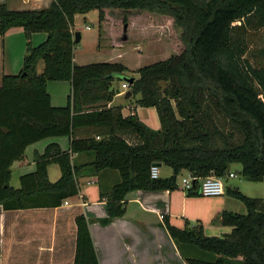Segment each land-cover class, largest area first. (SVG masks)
Here are the masks:
<instances>
[{"label":"trees","instance_id":"1","mask_svg":"<svg viewBox=\"0 0 264 264\" xmlns=\"http://www.w3.org/2000/svg\"><path fill=\"white\" fill-rule=\"evenodd\" d=\"M92 10L98 11L99 46L108 51L102 61L74 53L75 15ZM136 24L140 33L149 32L133 39L129 28ZM14 26L24 30L26 50L18 74L0 75V204L5 210L56 207L77 195L81 166L73 156L82 153L92 154L93 173L114 169L119 174L108 191H100L107 211L99 219L103 225L124 214L127 192L176 189L182 170L197 179L224 176L236 163L245 180L264 181V67L245 57L248 44L240 35L264 27V0H52L46 8L25 10L0 3V39ZM176 29L178 42L172 37ZM34 32L47 36L32 46ZM134 50L158 54L159 60L131 68L123 59ZM128 72L138 75L128 87L129 98L138 95L137 105L155 108L158 129L136 113L124 116L121 106H108L119 92L112 82ZM52 80L71 85L64 106L51 104L46 85ZM49 136H68L69 150L48 144L34 154V170L12 187L11 164L27 145ZM156 163L169 167L171 175L152 178ZM50 164L60 171L54 182L47 175ZM229 191L245 206L244 213H221L229 233L207 236L188 220L182 227L164 223L187 264H264V198ZM75 225L73 264H98L88 220L77 214ZM187 247L205 256L187 255Z\"/></svg>","mask_w":264,"mask_h":264},{"label":"crops","instance_id":"2","mask_svg":"<svg viewBox=\"0 0 264 264\" xmlns=\"http://www.w3.org/2000/svg\"><path fill=\"white\" fill-rule=\"evenodd\" d=\"M51 1L0 0V3L10 10H25L46 8ZM94 23L98 24L97 10L75 15L73 29L81 35L80 41L74 47L75 54L90 53L88 40L93 39L92 43L90 42L92 45L95 40L98 41L97 31L91 37L86 35L88 40H84V32H90L89 24ZM46 36L45 32H34L29 42L35 46L43 42ZM25 50L26 38L23 28H9L0 39V75L18 74ZM81 62H84L83 59ZM36 70L41 72L42 61H38ZM49 82L51 81L47 82L46 89L52 106H64L70 92V83L67 81L66 88L62 87L67 93L66 98L62 100L61 94L56 91L55 83L49 85ZM108 106H121L124 116L136 113L147 126L153 129L160 127L159 119L158 122L155 120L154 108L142 107L128 101L125 93L115 94ZM51 143L57 144L62 150H69L68 136H49L27 145L23 157L11 164L9 183L12 187L19 186L20 175L34 170V154H41ZM73 157L76 164L81 166L78 171L77 195L67 198L66 202L63 201L56 207L5 210L0 204V264H73L75 216L80 213L88 220L98 264H187L183 253L165 227L166 221L182 227L185 220H188L192 224H200L207 236H222L231 231V226L221 222V213L225 210L243 213L242 207L235 201L236 198L225 196V191L231 190V185L233 189H238L232 182L237 176L232 168L239 165L234 163L225 174L224 193L221 195L204 197L199 195L195 188L187 194L181 187L173 190L130 191L124 197V214L103 225L99 219L106 217L107 211L105 197L100 195V191H108L119 181V174L114 169L93 173L88 166L92 160L90 153ZM182 171L187 174L185 170ZM230 172L235 176L228 177ZM171 173L169 167L160 165L158 177H168ZM47 175L51 182L56 181L60 176L59 167L56 164L48 165ZM186 252L187 255H201L189 247Z\"/></svg>","mask_w":264,"mask_h":264},{"label":"rangeland","instance_id":"3","mask_svg":"<svg viewBox=\"0 0 264 264\" xmlns=\"http://www.w3.org/2000/svg\"><path fill=\"white\" fill-rule=\"evenodd\" d=\"M124 25H122V29L124 28ZM167 26L170 27V24H168V23H167V25L165 24L166 29H167ZM89 28L91 29L90 32H84V40H88V39H86V35L88 37H91L92 34L95 35V32L96 31L98 32L97 29L99 27H98L97 23H94L92 25L89 24ZM112 29H114V28H110V30H109L111 36L113 35V31H115V29L114 30H112ZM129 30H130V33L132 34L133 39L141 37L142 35H144V32H149V31L145 30V31H143V34H142V32L140 33V31L142 30V26L140 24H136V29H133V27H131V28H129ZM174 31L175 32H174V34H172L173 35L172 37H173V39H175V42H178V40H177L178 31H177V29ZM240 35H243V37H245V40H247L246 43L248 44L245 57L250 61V63H252V65L257 66V67L258 66L264 67V27L259 29V30H256V31L248 30L246 32H243ZM92 40H88L89 41L88 45L91 49L90 53L92 54L91 59L95 60V61L106 60L107 59L106 55L108 53V51H106V48L100 47L99 42L96 40H95L94 44L92 45L91 44ZM176 51H178V50H176ZM138 54H140L141 57H139ZM156 56H159V55L155 54V53L153 55L151 53H142L141 54L139 51L134 50L132 52L129 51V53L124 57L123 60L131 68H137V67L143 66L145 64L159 60L158 57H156ZM125 75L132 76L134 79L138 77V75H134L133 73H129V72L125 73ZM49 83H50L49 85H53V83H55L56 91L59 95L61 94L62 100H63V98H66L67 93L65 91L66 90L65 85H68L67 81L62 82V81L52 80ZM121 84L122 83L120 80H114V82H112L111 88L116 90V91H120V90L122 91ZM159 84L162 88L167 85L166 82H160ZM64 86H65V88H62ZM137 97H138V95H136L135 98L131 97V98H127V99H128V101L135 103V99ZM121 102H122V99H121ZM154 109H153V111H155V113H154L155 120H156V122H158L156 110H154ZM150 124L152 125V123H150ZM232 169L236 172V175H237L236 178H234L232 180V182L234 185L238 186V190L242 194H244L248 197L264 198V181L253 182V181L244 180L241 173H240V170H241L240 164L238 166H233ZM165 170H166V168L164 169V171ZM185 175H186V173L184 171H181V173H179L177 175L176 182L179 183V186H181V179L183 177H185ZM231 190H233V185H231ZM225 196H228V197L232 196L231 192L228 189L225 191ZM235 201H237L239 203L240 207H242L241 212L244 213L245 212V206L243 205V203L238 199Z\"/></svg>","mask_w":264,"mask_h":264},{"label":"built area","instance_id":"4","mask_svg":"<svg viewBox=\"0 0 264 264\" xmlns=\"http://www.w3.org/2000/svg\"><path fill=\"white\" fill-rule=\"evenodd\" d=\"M122 91L119 94H124L129 87L126 81H122L121 84ZM159 167L153 165L151 166L150 175L152 178L158 177ZM228 177H234V173H228ZM224 176L209 175L203 178H195L190 173L187 172L186 176L181 179V186L177 183V187H181L183 190L188 191L193 188L196 189L199 195L204 197H214L223 194L224 192ZM66 202V201H65Z\"/></svg>","mask_w":264,"mask_h":264},{"label":"water","instance_id":"5","mask_svg":"<svg viewBox=\"0 0 264 264\" xmlns=\"http://www.w3.org/2000/svg\"><path fill=\"white\" fill-rule=\"evenodd\" d=\"M80 32L79 31H75L74 33V41L75 43H78L80 41ZM123 81H126L129 85L133 82L134 78L132 76H127L125 75L123 78H122ZM131 95V92L130 90L128 89L126 92H125V97L126 98H129V96ZM160 163H156L155 166L157 167H160Z\"/></svg>","mask_w":264,"mask_h":264}]
</instances>
